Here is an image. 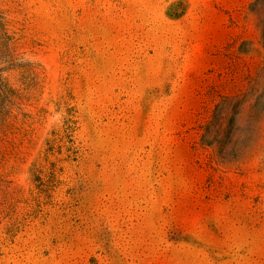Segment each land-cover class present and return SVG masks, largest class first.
I'll use <instances>...</instances> for the list:
<instances>
[{"label":"rangeland","instance_id":"rangeland-1","mask_svg":"<svg viewBox=\"0 0 264 264\" xmlns=\"http://www.w3.org/2000/svg\"><path fill=\"white\" fill-rule=\"evenodd\" d=\"M0 264H264V0H0Z\"/></svg>","mask_w":264,"mask_h":264},{"label":"trees","instance_id":"trees-1","mask_svg":"<svg viewBox=\"0 0 264 264\" xmlns=\"http://www.w3.org/2000/svg\"><path fill=\"white\" fill-rule=\"evenodd\" d=\"M203 138V142L206 143V144H211V143H207L205 137H202Z\"/></svg>","mask_w":264,"mask_h":264}]
</instances>
